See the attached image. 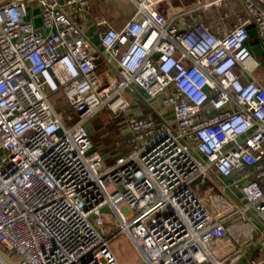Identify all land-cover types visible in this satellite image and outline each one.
<instances>
[{
    "label": "built area",
    "instance_id": "built-area-1",
    "mask_svg": "<svg viewBox=\"0 0 264 264\" xmlns=\"http://www.w3.org/2000/svg\"><path fill=\"white\" fill-rule=\"evenodd\" d=\"M34 1L0 5V250L15 264H120L111 242L127 233L145 264H223L229 219L264 226V85L236 71L259 66L248 25L264 46V0L223 35L139 4L121 28L96 21L100 46L81 28L91 0H36L41 28ZM127 90L163 110L129 117L132 149L106 166L87 122L130 111ZM105 208L111 232L94 222Z\"/></svg>",
    "mask_w": 264,
    "mask_h": 264
},
{
    "label": "crops",
    "instance_id": "crops-1",
    "mask_svg": "<svg viewBox=\"0 0 264 264\" xmlns=\"http://www.w3.org/2000/svg\"><path fill=\"white\" fill-rule=\"evenodd\" d=\"M246 1L247 0H91V17L81 24V28L86 35L91 37L94 43L100 46V39L98 36L100 28L96 21L105 19L112 26L121 28L126 21L135 15L138 5L141 4L146 7L149 14L162 23L167 24L171 20H174L179 27L184 28L190 26L195 21L201 20L209 24L217 35H223L226 31L233 28L240 18L247 17L245 9ZM198 7L201 8L194 11ZM32 11L36 26L41 28L42 21L40 9L36 0L32 4ZM188 11H190V13L186 16H180L182 13ZM140 19L142 20L144 17L140 16ZM247 46L251 50L253 56L259 61V66L254 71L253 76L243 73L240 66L236 67V71L241 75L243 81L254 78L260 84L264 85V46L259 36L255 39H249ZM104 69V66L100 67V71ZM124 95L128 99L131 97L134 98L132 99L134 105L137 104V100L140 99V101H151L152 107H156V101L153 102L145 95L141 96L138 94L139 97L135 96L136 94L131 90L125 91ZM129 95L131 97H129ZM154 110L159 112L156 108ZM150 115L152 116V113H150ZM131 116L146 115H144L142 109H138L134 110ZM90 121L91 119L87 122L89 129L92 127L89 124ZM89 131L91 134V130ZM234 179L235 177H232L227 179V181L231 182ZM234 192L238 197L242 198L241 189H234ZM227 228L229 230V237L223 243L215 245L213 249L214 255L219 260H222L223 264H261L264 262L263 225L248 216L235 215L228 220Z\"/></svg>",
    "mask_w": 264,
    "mask_h": 264
},
{
    "label": "rangeland",
    "instance_id": "rangeland-1",
    "mask_svg": "<svg viewBox=\"0 0 264 264\" xmlns=\"http://www.w3.org/2000/svg\"><path fill=\"white\" fill-rule=\"evenodd\" d=\"M135 96H138V93L133 91ZM129 97H131L129 95ZM139 97V96H138ZM132 99L129 100L132 102ZM138 99V98H135ZM51 100L54 103H59L58 110L63 111L68 109L70 112L69 104L66 101V97L62 91H59L51 96ZM155 102L154 100H152ZM130 111L126 113H121L116 116L108 109H103L101 112L95 116L89 124L92 126L91 137L95 144L97 151L101 152L104 157V163L107 166L108 164L114 163L121 158L128 155L132 147L128 144L129 140V129L127 126V121L131 113L134 110L142 109L144 115H154L155 118H158L155 108L159 111H162L161 104L157 101L155 102L156 107H152L151 101H143L140 99L137 100V104L134 105ZM98 217V216H97ZM101 218V223L99 221V226L103 231L111 232L114 231L111 227L113 220L115 221L113 213L105 208L103 212L99 215ZM111 248L115 255L118 258L120 264H145L144 258L142 257L139 250L134 246L131 238L127 233L120 234L111 242ZM0 260L2 257L0 256Z\"/></svg>",
    "mask_w": 264,
    "mask_h": 264
},
{
    "label": "water",
    "instance_id": "water-1",
    "mask_svg": "<svg viewBox=\"0 0 264 264\" xmlns=\"http://www.w3.org/2000/svg\"><path fill=\"white\" fill-rule=\"evenodd\" d=\"M9 0H0V5L4 4L5 2H7ZM18 1H22V0H18ZM248 29H249V38L250 39H255L257 36H258V30L256 28V25L255 24H251V25H248ZM0 256L5 259L9 264H15L5 253H3L1 250H0ZM261 264H264L261 263Z\"/></svg>",
    "mask_w": 264,
    "mask_h": 264
},
{
    "label": "trees",
    "instance_id": "trees-1",
    "mask_svg": "<svg viewBox=\"0 0 264 264\" xmlns=\"http://www.w3.org/2000/svg\"><path fill=\"white\" fill-rule=\"evenodd\" d=\"M153 117H154V115H152ZM128 144L132 147V142H131V140H130V138H129V140H128ZM99 221H100V223H101V218L98 216V217H95L94 218V222L99 226ZM111 225H112V229L113 230H116L117 229V227H118V223H117V221L115 220H113V223H111Z\"/></svg>",
    "mask_w": 264,
    "mask_h": 264
}]
</instances>
